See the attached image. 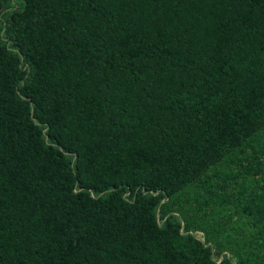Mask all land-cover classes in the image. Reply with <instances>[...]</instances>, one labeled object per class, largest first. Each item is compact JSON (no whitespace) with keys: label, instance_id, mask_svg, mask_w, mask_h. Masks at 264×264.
Returning a JSON list of instances; mask_svg holds the SVG:
<instances>
[{"label":"trees","instance_id":"16d2710c","mask_svg":"<svg viewBox=\"0 0 264 264\" xmlns=\"http://www.w3.org/2000/svg\"><path fill=\"white\" fill-rule=\"evenodd\" d=\"M0 264H264V0H0Z\"/></svg>","mask_w":264,"mask_h":264}]
</instances>
